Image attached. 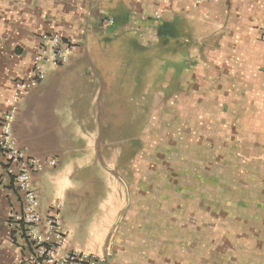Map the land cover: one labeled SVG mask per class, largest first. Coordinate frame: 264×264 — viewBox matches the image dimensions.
Returning <instances> with one entry per match:
<instances>
[{"label":"crops","instance_id":"crops-1","mask_svg":"<svg viewBox=\"0 0 264 264\" xmlns=\"http://www.w3.org/2000/svg\"><path fill=\"white\" fill-rule=\"evenodd\" d=\"M51 34L74 56L46 62L22 94L13 139L57 161L34 181L42 214L62 203L63 251L107 264H264V0H0V122ZM144 106L170 128L166 165L154 159L144 179L141 159L130 193L125 175L97 178L112 166L99 139L114 130L127 153V122L143 138ZM120 107H135L131 120ZM23 206L0 171V264H34L14 222Z\"/></svg>","mask_w":264,"mask_h":264},{"label":"built area","instance_id":"built-area-1","mask_svg":"<svg viewBox=\"0 0 264 264\" xmlns=\"http://www.w3.org/2000/svg\"><path fill=\"white\" fill-rule=\"evenodd\" d=\"M108 23L113 25L114 21L110 19ZM74 53L73 46L60 35H45L34 59L33 70L15 83L13 103L0 122V171L9 175L22 197L24 210L21 215L14 217V222L22 228L24 237L32 247L29 260L34 264H107L109 256L85 251H63L68 232L61 219L62 203L54 202L42 214L34 181L36 174L47 167L56 166L57 161L31 157L19 150L13 139L14 123L22 94L37 87L46 77V62L63 66L71 61Z\"/></svg>","mask_w":264,"mask_h":264},{"label":"rangeland","instance_id":"rangeland-1","mask_svg":"<svg viewBox=\"0 0 264 264\" xmlns=\"http://www.w3.org/2000/svg\"><path fill=\"white\" fill-rule=\"evenodd\" d=\"M117 107H111V111L116 110ZM121 109H128L127 113H131L128 115L129 120H131V116H134L135 113V107H120ZM139 108V107H138ZM154 107H149V106H144V133H143V138H136L135 135V127L138 125L139 127V122L136 123L135 121H128L127 124L129 125L127 134V148L128 151L127 153H118L117 151L120 152L119 147L123 146L122 142L124 139H120L119 137L115 136V131L112 130L111 136L109 137H101L99 141L103 145H107L110 143L111 148H112V153H105L106 159L108 158V161L110 158H112V166L105 165L102 168L97 171V178L98 177H108V178H117L118 180H126L124 178H127V180H132L133 185L130 186V193H134L136 188H135V178L136 172H135V167L138 169L140 166L141 159L143 162V167H144V174L143 177L144 179L151 177V170L148 171V168L152 166V163L154 162V159L156 161L162 162L163 165H166V160L162 159L160 155L158 154L159 148L165 147L166 146V140L167 136L169 134V127L167 123L165 122L166 118L163 116H160L159 118L156 117L157 114H153L151 110ZM166 108V107H165ZM155 111V108H154ZM113 118L116 117V115H112L111 112V117ZM121 119V118H120ZM112 126L114 128V122L112 123ZM178 129V128H177ZM171 132V131H170ZM164 135L165 137L161 136ZM107 147V146H106ZM124 148V146H123ZM142 148V154L139 153V149ZM138 149V161L136 162V156H135V151ZM103 156V155H102ZM101 162H103V159L101 157ZM136 164V166H135ZM115 167V168H114ZM139 172V171H138ZM149 175V176H148ZM129 191V190H128Z\"/></svg>","mask_w":264,"mask_h":264}]
</instances>
